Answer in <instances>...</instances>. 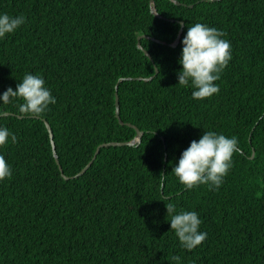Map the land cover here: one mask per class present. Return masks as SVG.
<instances>
[{
	"label": "trees",
	"instance_id": "trees-1",
	"mask_svg": "<svg viewBox=\"0 0 264 264\" xmlns=\"http://www.w3.org/2000/svg\"><path fill=\"white\" fill-rule=\"evenodd\" d=\"M177 1L154 0L164 19L149 0H0L26 17L0 40V93L32 73L56 98L40 116L0 104V126L17 137L0 147L12 169L0 181V264H264V0ZM197 22L222 30L232 54L218 94L202 100L176 75ZM143 34L166 43L139 39L152 61ZM131 125L139 142L101 147L72 177L98 145L131 141ZM208 130L235 136L238 151L219 190H187L171 169ZM169 203L198 212L201 245L180 247Z\"/></svg>",
	"mask_w": 264,
	"mask_h": 264
},
{
	"label": "clouds",
	"instance_id": "clouds-1",
	"mask_svg": "<svg viewBox=\"0 0 264 264\" xmlns=\"http://www.w3.org/2000/svg\"><path fill=\"white\" fill-rule=\"evenodd\" d=\"M211 3V0H208ZM23 14L12 16L0 12V40L6 35L13 34L25 24ZM226 34L215 27L203 23H194L187 27L182 37L181 51L177 63L180 65L176 72L177 84L191 89V97L195 100L209 98L218 94L219 85L215 83L221 77L223 70L232 59L231 44L223 37ZM20 100L18 111L22 114L40 116L49 110V105L56 103L51 89L45 86L44 78L39 74L25 73L16 84L0 93V104H8ZM11 140L16 143L17 137L10 133L5 126H0V147ZM238 151V140L235 136H225L222 133L204 131L199 139L189 142L171 169L177 181L187 190L199 185H205L208 190H219L232 167L233 154ZM11 166L4 155L0 154V181L10 179ZM161 182L166 175L161 174ZM170 230L178 239L181 248L191 251L202 244L207 233L200 231L202 220L194 210H177L173 203L166 207ZM171 259L179 264L180 257Z\"/></svg>",
	"mask_w": 264,
	"mask_h": 264
},
{
	"label": "water",
	"instance_id": "water-1",
	"mask_svg": "<svg viewBox=\"0 0 264 264\" xmlns=\"http://www.w3.org/2000/svg\"><path fill=\"white\" fill-rule=\"evenodd\" d=\"M176 4H179V2L177 1V0H173ZM149 3H150V12H151V14H153L154 16H156V17H159V18H164V17H162L157 11H156V8H155V6H154V0H149ZM191 6V5H190ZM164 19H166V18H164ZM169 20H172V19H169ZM180 24H181V27L179 28V30H178V32H177V35H176V38L171 42V43H168V45H170V46H176L177 45V43H178V41H179V39H180V37H181V34H182V25H183V23L182 22H180ZM142 37H146V38H149V39H151V40H154V41H157V42H161V43H164V44H166L165 42H162V41H160V40H158V39H155V38H152V37H149V36H146V35H140L139 37H138V41H137V47L140 49V50H142L143 51V53L149 58V59H151V61H152V58H151V56H150V54L148 53V51H146L141 45H140V42H139V39L140 38H142ZM158 70H157V68L155 67V72H157ZM152 78V76L151 77H145V78H142V77H138V78H135V79H138V80H150ZM123 79H125V78H119L118 79V81H117V83L115 84V89H117V85H118V82L119 81H121V80H123ZM129 79V78H128ZM115 113H116V116H117V118H118V121H119V123H122V121L120 120V118H119V116H118V114H119V105H118V97H117V93H115ZM9 113H7V112H5V113H3V114H1V115H8ZM0 115V116H1ZM20 117V116H19ZM45 126H46V128H47V130H48V132H49V137H50V140H51V145H52V151H53V155H54V159H55V161H56V163L58 164V167H59V169H60V171H61V175H62V177L64 178V179H68L69 177L68 176H65L64 174H63V172H62V170H61V167L59 166V162H58V157H57V155H56V152H55V147H54V143H53V141H52V132H51V130H50V127H49V125H48V123L47 122H45ZM132 127H134V129H135V131H136V133H135V136H134V138L131 140V141H126V142H107V143H102V144H100V145H98L97 146V148H96V150H95V152H94V154H93V156H92V158H91V160L78 172V173H76L74 176H72V177H77V176H79V175H81L82 173H84V171L91 165V163H92V161L94 160V158H95V156H96V154L98 153V151H99V149L101 148V147H103V146H109V145H125V144H127V145H133L135 142H139L140 141V138H141V134H142V131H140L137 127H135V126H133V125H131ZM253 156V152H252V155H251V157Z\"/></svg>",
	"mask_w": 264,
	"mask_h": 264
}]
</instances>
